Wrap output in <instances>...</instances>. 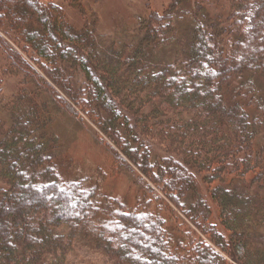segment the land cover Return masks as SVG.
Returning a JSON list of instances; mask_svg holds the SVG:
<instances>
[{
	"label": "trees",
	"instance_id": "obj_1",
	"mask_svg": "<svg viewBox=\"0 0 264 264\" xmlns=\"http://www.w3.org/2000/svg\"><path fill=\"white\" fill-rule=\"evenodd\" d=\"M17 2L0 0V264H67L88 222L112 264H264V0H169L128 42L85 0H24L26 20ZM61 110L137 205L63 176Z\"/></svg>",
	"mask_w": 264,
	"mask_h": 264
},
{
	"label": "rangeland",
	"instance_id": "obj_2",
	"mask_svg": "<svg viewBox=\"0 0 264 264\" xmlns=\"http://www.w3.org/2000/svg\"><path fill=\"white\" fill-rule=\"evenodd\" d=\"M14 7L5 8L8 13L14 9L13 15L27 18L24 0H17ZM60 1V0H57ZM92 3L98 15L99 31L118 41L128 42L131 40L130 31L136 25L138 15L143 14L147 9L162 10L169 3V0H85ZM90 5V4H88ZM4 11V10H3ZM43 12V11H42ZM26 13V14H25ZM136 17V18H135ZM77 20L76 15L71 16ZM252 21V13L249 15L247 25ZM186 22V21H185ZM186 23L182 24L185 27ZM181 30V28H180ZM183 30V29H182ZM181 34V33H180ZM118 35V36H115ZM116 40V41H117ZM117 41V43H118ZM14 45V44H13ZM17 48V47H16ZM34 67H38L34 58L25 54ZM173 50L168 48L159 52V56L170 58ZM5 58L0 49V63ZM50 76L51 74L48 73ZM3 96H10L17 88L18 76L5 77ZM85 91V89H83ZM2 116V115H0ZM54 122V131L59 134L61 141L60 166L62 174L67 179L79 177H91L99 185L102 192L120 196L127 200L130 207L138 203V186L133 176L129 173H118L113 169V156L100 140V134L83 113H80L83 121L78 117L71 116L64 111L57 113ZM122 123V120H120ZM158 162V161H157ZM179 180V177H178ZM138 200V201H137ZM89 226L84 228L82 235L75 241L72 252L69 254L67 264H112L111 258L104 247L91 234L95 230V224L88 222ZM66 231V228L60 229ZM199 230L196 233L199 235ZM204 236L202 233H200ZM230 264H236L233 259L225 254Z\"/></svg>",
	"mask_w": 264,
	"mask_h": 264
}]
</instances>
